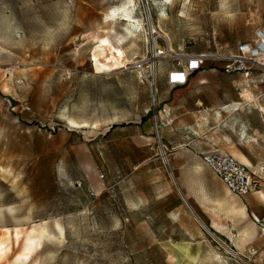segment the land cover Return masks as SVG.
Instances as JSON below:
<instances>
[{
    "label": "rangeland",
    "instance_id": "1",
    "mask_svg": "<svg viewBox=\"0 0 264 264\" xmlns=\"http://www.w3.org/2000/svg\"><path fill=\"white\" fill-rule=\"evenodd\" d=\"M126 15L140 30L128 31ZM258 26L264 0H0V242L8 247L0 264H189L166 249L173 243L199 252L197 264H264L254 222L264 218V110L249 91L238 110L247 79L223 70ZM103 40L123 61H107ZM154 45L210 56L202 72L217 82L205 91L171 86L175 63L155 59L154 79L142 76L137 66L153 59ZM261 67L264 58L250 76ZM156 121L169 125L157 130ZM171 143L192 146L184 158L233 156L255 191L239 198L214 185L198 196L201 221L175 193ZM38 224L42 247L18 258Z\"/></svg>",
    "mask_w": 264,
    "mask_h": 264
},
{
    "label": "built area",
    "instance_id": "2",
    "mask_svg": "<svg viewBox=\"0 0 264 264\" xmlns=\"http://www.w3.org/2000/svg\"><path fill=\"white\" fill-rule=\"evenodd\" d=\"M253 40L238 45L237 53L223 59V70L228 74L242 73L245 78L250 77L252 68L260 65L264 58V26H258L254 29ZM211 57L205 54L191 55L186 53L168 52L164 56L155 58V60H165L174 62L175 66L167 73L169 85L182 88L189 85L192 77L203 70L205 62ZM141 71L143 64L137 66ZM71 79V73L66 72L63 75V81ZM238 94L248 92V87L239 88ZM168 125L163 122H155V127L159 130ZM206 167L225 185L233 195L242 198L256 189V184L252 181L249 169L240 163L233 156L218 152H208L202 157ZM255 224L264 232V218H254ZM254 253L255 250H250Z\"/></svg>",
    "mask_w": 264,
    "mask_h": 264
},
{
    "label": "crops",
    "instance_id": "3",
    "mask_svg": "<svg viewBox=\"0 0 264 264\" xmlns=\"http://www.w3.org/2000/svg\"><path fill=\"white\" fill-rule=\"evenodd\" d=\"M260 69L262 72L255 77L250 76L249 78H245L247 79L246 84L238 85L237 90L247 86L248 91L251 93L249 96V103L254 104L256 110L262 111L264 110V97L258 94L260 87L264 84V67ZM197 76V78L191 79L188 87L202 88L205 91L207 88L214 86L217 82L212 72L205 74L200 71ZM243 97L242 94L239 95V99L235 103L238 110L245 107V102L242 100L244 99ZM176 103L177 100L174 98L165 102V106H169L171 109ZM190 147L192 146L186 143L169 144L168 150L171 153L169 155L168 172L175 182V193L181 198L184 206L197 214L198 218L204 222L208 221V218L204 206L198 199L199 194L205 197L212 194L214 185H219L220 190L225 192V185L206 167L202 158L183 157L185 151H189ZM179 206L183 209V205L180 204Z\"/></svg>",
    "mask_w": 264,
    "mask_h": 264
},
{
    "label": "bare ground",
    "instance_id": "4",
    "mask_svg": "<svg viewBox=\"0 0 264 264\" xmlns=\"http://www.w3.org/2000/svg\"><path fill=\"white\" fill-rule=\"evenodd\" d=\"M124 21L130 22V27L128 28L129 32H133V30H140L141 25L137 23L130 15H126V18ZM157 30L156 27H154L152 24L150 25V34H156ZM98 49L102 52H109L110 57L107 59L108 62L111 61H123L124 59V53L122 49L113 47L108 40H103L101 42V45L98 47ZM172 52V49L167 48L163 50L162 48L157 47L154 45L152 47V54L153 59L150 60H144L143 61V70L141 71L142 76L154 79L155 77V64L154 59L159 58L161 56H164L166 53ZM97 65L101 69H109L110 65L106 63H101L97 61ZM146 72L148 75H145ZM151 91L153 97L156 95V87L155 84L151 83ZM247 162V161H246ZM8 231V230H7ZM47 237V231L45 227L42 224L35 225L33 228H31L23 238V249L22 253H20L17 257L20 259L27 260L31 258L37 250H39L42 247L43 242L45 241ZM22 238L20 233H16L15 239L16 242H19ZM166 249H170L171 252L179 251L185 253V256L189 259V264H197V261L200 257V253L197 252L196 254H191L189 249V244L186 245L184 243H173L170 246H167ZM8 253V247L4 243L0 242V259L5 256Z\"/></svg>",
    "mask_w": 264,
    "mask_h": 264
},
{
    "label": "trees",
    "instance_id": "5",
    "mask_svg": "<svg viewBox=\"0 0 264 264\" xmlns=\"http://www.w3.org/2000/svg\"><path fill=\"white\" fill-rule=\"evenodd\" d=\"M142 121H143V122H144V121H147V118H143ZM115 127H116V126H113V127L111 128V130L114 129Z\"/></svg>",
    "mask_w": 264,
    "mask_h": 264
}]
</instances>
